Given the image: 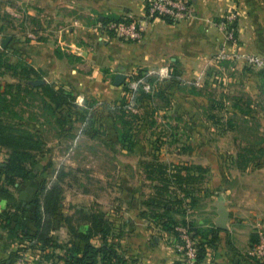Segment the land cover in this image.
<instances>
[{
	"label": "rangeland",
	"instance_id": "374dc122",
	"mask_svg": "<svg viewBox=\"0 0 264 264\" xmlns=\"http://www.w3.org/2000/svg\"><path fill=\"white\" fill-rule=\"evenodd\" d=\"M6 5L12 8V13L5 9ZM28 12L25 5L16 0H0V51L3 52L0 87L5 84L24 86V78L17 71L7 69V66L17 68L25 63L33 65V59L26 50L28 46L48 45L67 55L71 52L69 46L75 42L71 37L74 30H68L70 27L65 24L63 26L67 30H58L59 25L50 13H44V18L38 19ZM225 21L227 24L228 19ZM106 24L100 23L104 31H107L104 27ZM218 32L225 38L224 45L215 50L205 48L197 70L191 65L192 52H187L186 80L181 85L185 96L182 100H173V103L167 104L165 99H156L150 106L131 100L137 95L136 91L134 95H127V89L134 91L142 87L152 93L163 91L164 83L156 78L157 75L161 76V72H152L146 78H142L144 74L138 72V75L134 74L121 85V95L119 89L115 90L113 96L105 98L69 87L67 90L76 96L79 108L64 113L67 123L62 127L58 122V118L62 117L55 115L39 95L22 94L23 99L15 108L20 118L16 122L38 135L42 141L43 154L38 157L36 164L27 165L30 171L28 177L19 178L2 173L4 175L0 182L9 185L7 187L15 192L18 202L28 204L40 200L43 192L60 177L65 190L63 204L66 208L74 204L79 208L90 209L89 214H96L113 225L110 220H116L119 214V171L123 165L136 166L137 156L147 157L148 161L143 165H151L156 171L163 170L166 177L173 176L175 171H182L186 175L185 167L191 168L192 172L203 168L206 169L204 179L193 187L192 192L200 199L199 209H202L197 217L198 227L205 232L209 230L219 204L233 207L234 203L249 202V194L254 193L259 176L264 172V54L247 53L240 44V30ZM6 40L9 41L4 48ZM247 56L261 58L262 65L250 64ZM196 72L197 80L192 79ZM140 79L143 84L136 82ZM42 80L45 84L60 86L47 83L44 78ZM35 81L34 78L30 79L28 84L35 87ZM124 103H127L125 110L130 112L125 111V114H140L137 119L132 116L126 119L131 122L135 141L139 142L132 150L119 146L115 132L113 114H117ZM178 105L184 112L179 117L173 115L174 111L170 115L162 112L166 106L175 108ZM147 107L152 112H139ZM173 118L180 119L178 128L173 129ZM122 157H125L123 161ZM7 160L6 149L0 148V164L6 166ZM127 175L130 183L126 184L134 185L137 182L136 175ZM154 178L151 186L162 187L163 181L157 172ZM169 180L172 183L171 200L185 199L180 185ZM9 182L18 183L19 187L15 189ZM183 203L188 205L186 200ZM238 212L242 216L243 212ZM191 215L179 211L176 217L180 222H191ZM179 228L186 227L179 226L176 229ZM257 233L255 236L258 239L260 234ZM113 235L119 236V230H114ZM178 242L179 235L174 236L173 246L176 247Z\"/></svg>",
	"mask_w": 264,
	"mask_h": 264
},
{
	"label": "crops",
	"instance_id": "0c3cea01",
	"mask_svg": "<svg viewBox=\"0 0 264 264\" xmlns=\"http://www.w3.org/2000/svg\"><path fill=\"white\" fill-rule=\"evenodd\" d=\"M16 1L25 5L29 10L28 14L38 19L44 18V13H50L59 25L58 30H67L64 24L70 27L68 30H74L71 37L75 42L69 46L71 52L67 55L48 45H27L26 50L33 59L32 66L43 73L47 83L65 85L67 89L70 87L80 92L89 91L100 97H111L116 94L117 89L119 94L123 93V86L114 84L117 74L127 76L128 81L134 74L143 73L148 77L152 72L167 69V75L162 76L160 73L162 77L156 76L164 83L162 89L165 91V100L167 104L173 103V100H182L185 96L181 85L186 80L187 52H192L191 65L197 70L203 60L205 48L215 50L224 45L225 38L218 30H223L220 24L225 23V19H228L226 30H240V44L247 53L264 54V0H191L193 19L176 25L162 20L150 22L144 37L138 42L121 40L104 31L100 23L105 19H143L147 0ZM5 9L11 12L12 8L6 5ZM174 71H177L178 76L173 75ZM195 74L192 79L197 80L198 73ZM136 82L141 84L142 80ZM146 91L150 92L148 89ZM141 111L152 112V109L147 107L139 110ZM173 111L175 117L184 114L181 105L175 108L166 106L162 112L170 115ZM173 119V129L178 128L180 119ZM133 142L136 146L139 145L135 136ZM121 159L123 161L125 157ZM136 159V166L132 168L123 165L124 168L119 171V214L116 220H110L114 230H119V238H115L114 242L119 244L128 264H182L181 255L173 246L174 236L163 231L160 222L142 217L149 200L155 194V187L151 186L149 170L143 165L147 163V157L137 156ZM129 168L134 171H129ZM127 173L136 175L137 182L134 185L126 184L130 183ZM257 186L253 189L254 193L249 194V202L245 200L243 203H234L233 207H226L230 214L229 230H221L220 242L215 249L207 250V257L202 264H254L247 250L256 245L257 232L264 235V172L260 174ZM211 192L214 193V190ZM23 205L28 204L24 202ZM62 207V215L57 217L51 236L58 244L64 245L72 238L63 216L74 215L76 211L89 214L90 209L79 208L74 204L68 208L62 204ZM27 209V227L35 231L34 210L30 206ZM6 210L7 201L0 199V215ZM201 210L199 205L193 210H187V214H192L191 222L196 226H199L197 217ZM238 211L243 212L242 216L237 214ZM217 218L216 213L214 225ZM91 242L96 247H100L102 243L99 237ZM25 244V241L0 227V264ZM76 244L83 246L81 242L76 241ZM62 254L60 249L55 255L43 254L38 250L26 252L31 264H64L59 260Z\"/></svg>",
	"mask_w": 264,
	"mask_h": 264
},
{
	"label": "trees",
	"instance_id": "16d2710c",
	"mask_svg": "<svg viewBox=\"0 0 264 264\" xmlns=\"http://www.w3.org/2000/svg\"><path fill=\"white\" fill-rule=\"evenodd\" d=\"M110 21L121 22L127 21V19H105L103 23L106 24ZM2 55L3 52L0 51V71L3 68ZM7 69L17 71L26 82L24 86H21V84H5L0 87V148L6 149L8 156L6 166L0 164V180L5 173L19 178L28 177L30 171L27 165L36 164L38 157L43 154L41 153L42 141L38 135L23 127L21 123L16 122L20 118H18L19 113L15 111V108L20 99H23L22 94L26 96L39 95L43 103L55 115L62 117L58 118V122L62 127L67 123L63 116L64 113H71L74 108H79L76 105V96L71 94L64 85L45 84L33 87L28 84L30 79H43V73L36 70L31 64L25 63V65L17 68L7 66ZM173 75L178 76L176 73H173ZM143 77L146 78L145 75ZM135 91L137 95L131 97V100L141 105L147 103L151 106V103L156 99L161 101L165 99L163 91L146 92L142 87L134 91L127 89L126 93L127 95H134ZM125 105L127 106V103H124L117 110V114H113L116 122L115 132L118 136L119 145L122 148L132 150L135 147L132 134L133 127L131 122L126 119L129 116L136 119L140 116L136 113L125 114L126 112L130 113L125 110ZM146 168L149 170V177L153 181L155 180V172L158 173L159 179L163 181V186L155 188V194L149 200L147 210L142 213V217L160 222L161 229L175 237L178 236L177 227L188 228L192 237L198 241L197 264H202L207 257V250L215 249L220 242L221 230L217 229L212 223L210 229L205 232L193 222H186V220L180 222L176 216L179 211L186 215L188 208L193 210L199 205L200 199H198L196 193L192 192L194 191L192 189L204 179L206 169L200 168L198 171L192 172L191 168L185 167L183 169L187 172L186 175H183L182 171H175L176 173L173 176L166 177L167 174L162 172L163 170L156 171L151 165ZM169 179L180 185V190L183 191L185 199L176 200L175 202L171 200L172 192L170 189L172 183ZM60 181L61 178L58 177L57 182L43 192L40 200L28 203L26 206L15 199L14 193H11L7 187L8 184L0 182V199L7 201V210L0 215V227L26 242L23 247L12 253L8 260L2 264L14 263L19 258L25 257L26 252L29 250H38L43 254L55 255L58 249L63 251V254L59 256V260H62L64 264H128L120 251L119 244L114 242L115 238H119L113 235L115 228L109 221L100 219L96 214H85L83 211H76L74 215L63 216V221L70 231L72 240H75V242L70 240V242L63 245L53 240L51 232L56 224L57 217L62 215L61 210L64 202V188L62 181ZM9 183L14 185L15 189L19 187L18 183ZM185 200L188 202L186 206L183 203ZM27 206L34 210L35 231L27 227ZM98 237L102 241L100 247H96L91 242L92 239ZM76 241L81 242L83 246L77 245ZM258 242L259 237L255 244ZM252 260L254 264H264V260Z\"/></svg>",
	"mask_w": 264,
	"mask_h": 264
},
{
	"label": "built area",
	"instance_id": "2783aa9c",
	"mask_svg": "<svg viewBox=\"0 0 264 264\" xmlns=\"http://www.w3.org/2000/svg\"><path fill=\"white\" fill-rule=\"evenodd\" d=\"M194 18V9L191 0H147L145 5V16L141 20L134 18L121 22H109L104 27L121 39L138 42L144 37L147 24L153 21H165L176 25L187 22ZM223 30H226V24H220ZM250 64L261 66L263 60L257 56H247ZM161 74H168L167 69L161 71ZM177 230V229H176ZM179 230V231H178ZM179 242L176 244V250L182 255L183 264L198 263L197 240L187 228H179ZM249 256L255 260H264V235L259 236V242L249 252ZM30 262L27 256L19 258L14 263L7 264H28Z\"/></svg>",
	"mask_w": 264,
	"mask_h": 264
},
{
	"label": "water",
	"instance_id": "95a60500",
	"mask_svg": "<svg viewBox=\"0 0 264 264\" xmlns=\"http://www.w3.org/2000/svg\"><path fill=\"white\" fill-rule=\"evenodd\" d=\"M197 1V0H194ZM9 40H6L4 43V48H6V45L8 43ZM126 81V76L122 75V74H118L115 77V82L114 84L116 86H121L125 83ZM34 86H43L45 85V82L43 80H37L35 82H33ZM218 218L215 221V226L217 229L222 230V231H228L229 230V222H230V214L227 211V208L223 205V204H219L218 206Z\"/></svg>",
	"mask_w": 264,
	"mask_h": 264
}]
</instances>
